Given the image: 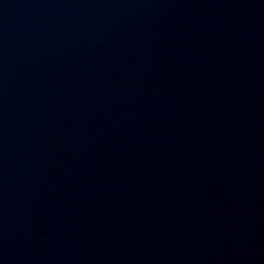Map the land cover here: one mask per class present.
<instances>
[{
	"label": "water",
	"instance_id": "obj_1",
	"mask_svg": "<svg viewBox=\"0 0 264 264\" xmlns=\"http://www.w3.org/2000/svg\"><path fill=\"white\" fill-rule=\"evenodd\" d=\"M0 264H264V0H0Z\"/></svg>",
	"mask_w": 264,
	"mask_h": 264
}]
</instances>
